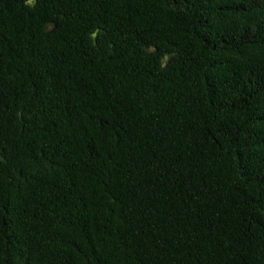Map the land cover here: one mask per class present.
<instances>
[{
  "label": "trees",
  "instance_id": "1",
  "mask_svg": "<svg viewBox=\"0 0 264 264\" xmlns=\"http://www.w3.org/2000/svg\"><path fill=\"white\" fill-rule=\"evenodd\" d=\"M0 264H264V0H0Z\"/></svg>",
  "mask_w": 264,
  "mask_h": 264
}]
</instances>
